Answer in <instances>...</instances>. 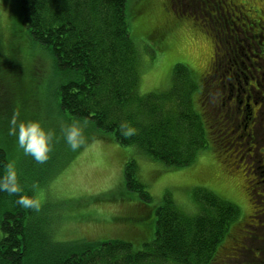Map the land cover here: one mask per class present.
I'll use <instances>...</instances> for the list:
<instances>
[{
  "label": "trees",
  "instance_id": "1",
  "mask_svg": "<svg viewBox=\"0 0 264 264\" xmlns=\"http://www.w3.org/2000/svg\"><path fill=\"white\" fill-rule=\"evenodd\" d=\"M137 1L139 4L130 8V18L128 0H14L11 4L30 37L51 55L52 65L68 74L69 79L59 85V106L69 117L87 120L85 128L90 129L91 139L129 145L133 153L144 154L169 167H179L192 164L197 154L208 147L209 138L214 146L211 152L214 160L226 173L235 174L230 167L235 160L238 165L243 156L252 160L250 173L239 168L238 174L253 186L259 180V174L255 173L256 153L264 157V142L255 140L259 116L249 127L245 128L243 123L239 135H232L228 130L234 131L239 126L229 120L233 119L230 111L235 109L227 105V100L231 96L237 104L240 99L241 91L235 89L234 76L238 77L243 67L237 60L244 62L248 58L243 53L246 47H253L250 57L255 58V69H251L254 74L249 71V77L254 79L251 86L256 90L264 87L257 73L264 59L260 55L264 52V15L261 13L264 9L258 10L256 18L249 16L250 19L247 11L251 7L245 0H206L216 15L199 13L193 0L190 2L194 12L178 6V0ZM153 8L158 12L155 19L150 18L147 24H137L130 30L131 19L143 17ZM181 20L185 23L181 30L190 31L194 36L193 32H199V37L203 34L207 39V57L204 56L199 67L173 63L164 85L141 93L142 56L154 58L157 51L162 54L167 50L161 42ZM228 20L230 30L219 23ZM138 42L144 45L140 52ZM153 43L156 48L152 47ZM9 64L12 70L6 73L12 87L15 82L16 92L12 93V104L16 100L23 103L26 86L17 75L14 56L5 59L4 66ZM223 92L226 98L219 103ZM248 94L252 108L251 102L257 93L250 90ZM222 105H225L224 111L218 118L222 116L221 122L224 120L226 125L223 123L220 127L219 122L213 129V138L209 123L212 120L216 123L218 108ZM16 109L13 107L17 118L25 119L18 112L21 106ZM241 109L235 117L247 113ZM122 122L135 127L136 133L124 137L120 131ZM125 158L123 187L107 192L108 201L119 198L128 203L123 209L127 214L115 217L117 222L127 224L121 238L56 240L53 231L43 224L54 219L56 212L50 217L42 214L44 205L39 212L22 208L16 203L19 194L0 192V264H221V254L231 257L230 252L221 253L228 237L234 241L230 247L240 251L235 259L247 252L251 260L246 258L243 264H264V221L257 218L258 214L249 215L247 210H241L210 190L204 194V190L193 191L190 203L195 202L197 210L190 207L188 199L184 207L178 204L180 200L175 201L169 195L152 203L145 185L135 177V160ZM15 161L13 153L0 147V173L5 164L15 165ZM19 166L15 168L22 192L31 195L32 185L44 181L33 177V170H19ZM133 194L135 200L131 197ZM251 198H248L250 205ZM260 210L264 213V209Z\"/></svg>",
  "mask_w": 264,
  "mask_h": 264
},
{
  "label": "rangeland",
  "instance_id": "2",
  "mask_svg": "<svg viewBox=\"0 0 264 264\" xmlns=\"http://www.w3.org/2000/svg\"><path fill=\"white\" fill-rule=\"evenodd\" d=\"M12 1L14 0H0V60L2 61L0 81H3L0 84V147L6 152L9 151L14 154L15 167L20 165L19 170L23 168L33 170L34 172L31 173L34 175L32 176L44 181L43 185L41 182L36 184L40 187L39 191L42 193L43 201L41 206L44 205L41 210L42 214L50 215L51 217L53 212H56L54 219L61 215L55 220L51 218L52 220L48 219L43 223L53 231V236L56 240L87 238L88 240L103 241L121 238L127 224L125 222H117L115 217H123L127 214V210L124 211L123 209L128 207V203L122 202L119 198L108 201L107 196L109 194L107 192L114 188L123 187V160L125 157V159L132 158L135 160V177L145 185V190L150 195L152 203H157L165 195H169L175 201L180 200L178 204H184V207L187 205L186 199H188L190 207H195L197 210L195 202L192 203L193 205L190 203L192 202L193 191L201 192L204 190V194L207 190H210L238 205L241 210H247L250 213L249 215L258 214L257 218L259 217L260 221H264V213L260 210L264 209V191L260 190L264 188L263 167L259 166L256 160L255 170L260 176L258 183L251 186L247 179L246 184L243 180L244 177H240L238 171L240 170L239 168H245L250 173L252 160L243 156L240 165L235 160L233 165L230 166L231 172H235V174L226 173L221 165L214 160L211 153L214 146L209 141V138L208 147L197 154L192 164L179 167H169L162 161L150 160L144 154L133 153L129 145H121L108 140L91 139L90 129L86 128L84 129L85 143L75 151L70 150L66 146L63 137H61L62 134L59 132L60 125L61 123L78 119L69 117L60 108L58 94L59 85L67 81L69 76L66 72L57 70L52 65L51 55L48 51L30 37L28 29L20 21L17 9L15 10L12 6ZM190 1L192 0H178L177 5L194 12L193 2L195 8L198 6L199 13L216 15L213 8H211L213 12L210 11L208 7L210 3L206 0H203L205 3H202L201 0ZM245 1L251 7L247 11L248 17L256 18L258 10L264 9V0ZM138 4L136 0H128L129 18L130 8L132 5L136 7ZM261 13L264 15V10ZM146 14H143V17L131 19L129 23L130 30L134 29L137 24H147L150 18L155 19L158 16V12L154 8L151 9L149 17ZM226 22L219 23L226 25L228 30H230L231 21L228 20ZM184 27L185 23L181 20L177 22L170 34L164 37L161 44L167 46V50L162 52V54L157 51L154 58H149L148 55L147 58L142 56L144 59L140 71L139 86L141 93L151 92L164 85L169 78L168 69L173 63L181 62L199 67L204 56L207 57L209 52V49L205 47L207 39L203 34L202 38L199 37V32H193L194 36L190 31L181 30ZM138 45L140 52V48L144 46L143 42H138ZM152 45L153 48L156 46L154 43ZM227 49L229 50L228 45ZM251 52L254 53L253 47L251 46L250 49L246 47L243 53L248 58L244 62L243 59L237 60V63H243V67H241V71H238V77H236L239 80L238 82L234 76V82L237 83L236 90L240 89L242 83L244 86V81L247 79L248 84L247 82L245 83L247 88L253 83L252 80H249V71L252 73L251 69L255 68V58L250 57ZM260 55L263 56L261 53ZM13 56L17 62L19 73L17 75L20 77L21 84L26 86L23 94L26 100L23 103L16 100L12 104V93H16L15 82L13 87L9 84L10 77L6 71L12 69L10 64L5 67L4 61L5 59L13 58ZM250 63L253 64L251 67ZM257 63L260 65L261 60L258 59ZM244 64H248V67L246 68ZM262 67L258 69L257 73L260 77L259 81L264 84V74L260 73V70L264 73V67ZM222 98H226L224 92L220 95L219 103ZM231 103L232 101L227 102V105L231 106ZM18 105L21 106V111L18 112L25 119H39L46 128L50 127L57 132L59 138L54 139L48 159L43 163H37L31 156L25 155L22 149L17 146L16 140L11 139V135L8 134L9 122L15 115L13 107L17 111L16 107L18 108ZM224 106L222 105L218 108L216 123L213 120L209 123L210 133H212L211 136L213 138L215 136V130L213 131V129L216 128L217 124L220 122V127L223 123L225 124L224 120L221 122L222 116L218 118L224 111ZM252 110H250L252 115H262V109H258V105L252 106ZM236 113L239 112L237 110L230 111V116L233 118L229 119L231 124L239 126L234 131L228 130L232 135H239V129H242L243 123H246L249 127L254 122L251 114L247 115V113H244L241 117H235ZM226 119L228 118L225 117ZM255 131V140L257 142L262 141L259 124L255 127ZM258 156L263 158L259 152ZM234 166H236V169ZM36 171L39 172V175ZM131 197L135 200V194ZM250 197H252L251 205L248 200ZM92 198H100L102 200L93 201ZM258 200H261V203H257ZM61 201L64 202L62 203ZM58 210L59 212H57ZM228 238L224 243V251L221 253L230 252L231 257L225 258L221 254V264H243V260L246 258L251 260V256L244 252L241 255L239 254V263L238 259L235 258L240 251L230 247L233 240H228ZM246 243L252 245L250 241H246ZM252 243L253 245L255 244L253 241ZM259 249L263 250V248Z\"/></svg>",
  "mask_w": 264,
  "mask_h": 264
},
{
  "label": "clouds",
  "instance_id": "3",
  "mask_svg": "<svg viewBox=\"0 0 264 264\" xmlns=\"http://www.w3.org/2000/svg\"><path fill=\"white\" fill-rule=\"evenodd\" d=\"M87 123V120L61 123L59 132L70 150L75 151L85 143L84 129ZM9 124L8 134L15 137L17 146L25 155L31 156L37 163H43L48 159L54 139L59 138L56 130L46 128L39 119H18L16 115H13ZM120 131L124 137H130L137 129L128 122H122ZM0 192L19 194L16 203L22 208L35 212L41 209L42 193L38 186L35 183L32 185L31 195L23 194L17 179V170L12 162L5 164L3 172L0 173Z\"/></svg>",
  "mask_w": 264,
  "mask_h": 264
},
{
  "label": "flooded vegetation",
  "instance_id": "4",
  "mask_svg": "<svg viewBox=\"0 0 264 264\" xmlns=\"http://www.w3.org/2000/svg\"><path fill=\"white\" fill-rule=\"evenodd\" d=\"M263 57H264V54H262ZM263 62H264V59H263ZM264 67V66H263ZM255 69V68H253ZM249 80H253V76L250 77ZM256 83H255V87L258 88L260 86V84L258 83L257 81V78L255 79ZM247 82L248 84V79L244 81V86H241L240 87V91H241V94H240V99L237 101L238 103L236 104V100H234L231 96L228 97V102H231L232 101V104L231 106L233 107V109L237 110L238 112L241 110H244V112L247 111V115L248 114H251V111L252 108L250 107V95L248 94V92L250 90H252L253 92L257 93V96H255V98L253 99V102H251L254 105H258V109H261L262 108V115L258 117V121H257V116H254V114L252 115V118L253 120L257 121L259 126H260V129H261V137H262V141L264 142V89H260L258 88L257 90L253 87V86H249L248 88L246 87L245 83ZM264 88V87H263ZM256 90V91H255ZM246 96V99L244 100V94ZM245 101V107H243V102ZM253 111V110H252ZM244 119V118H243ZM244 127L246 128V123L244 125ZM261 155H263L262 153H260ZM256 156H257V162L259 163V166L263 167V171H264V157H259L258 156V153H256ZM255 173L257 174V172L255 171ZM260 177V176H259ZM264 182V180H263ZM258 183V181L256 182V184ZM262 190L264 191V188H262Z\"/></svg>",
  "mask_w": 264,
  "mask_h": 264
}]
</instances>
